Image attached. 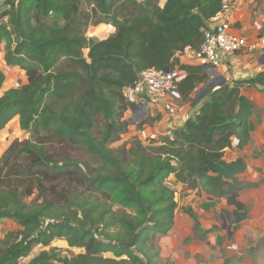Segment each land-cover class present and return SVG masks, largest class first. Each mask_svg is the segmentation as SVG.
I'll return each mask as SVG.
<instances>
[{"label":"trees","instance_id":"trees-1","mask_svg":"<svg viewBox=\"0 0 264 264\" xmlns=\"http://www.w3.org/2000/svg\"><path fill=\"white\" fill-rule=\"evenodd\" d=\"M228 1L0 4L5 62L27 76L26 83L0 96V131L19 116L30 134L15 139L0 158V221L21 226L0 240V264H157L150 244L173 230L178 209L192 219L207 249L222 251L209 239L219 227L203 229L196 210L180 206L170 178L182 191L225 199L233 207L222 213L230 235L234 224L248 218L240 195L259 183L242 180L247 162L229 159L227 152L235 139L239 149L251 140L255 104L243 89L263 91L264 70L208 89L197 101L195 93L209 79L208 71L178 57L200 46L202 29ZM101 23L112 24L115 31L105 39L89 37V27ZM149 68L183 70L177 101L200 107L171 134L149 144L135 136L115 146L131 124L125 90ZM5 80L0 71V88ZM57 183L78 184L84 191L56 202L51 193ZM56 238L80 251L62 254L52 246ZM132 241L134 247L123 244ZM38 245L45 248L29 258Z\"/></svg>","mask_w":264,"mask_h":264},{"label":"rangeland","instance_id":"rangeland-1","mask_svg":"<svg viewBox=\"0 0 264 264\" xmlns=\"http://www.w3.org/2000/svg\"><path fill=\"white\" fill-rule=\"evenodd\" d=\"M3 1L4 0H0V4ZM254 2L255 12H253L251 24L256 25L255 36L245 35L256 44V49L253 54L259 56L261 53L264 54L261 45L257 44L260 39L264 38V0H254ZM228 7H230V5H228ZM85 8H91V3L89 1H85ZM236 27H241V22H238ZM114 31L115 27L112 24L101 23L99 25H91L87 34L91 38L100 40L109 37ZM255 67L258 72L264 70V67L260 64H257ZM218 68L221 71L219 75L225 76L227 81L230 82V78H233V64H219ZM0 71H3L6 75L5 83L0 89V96L6 90L12 87H18L27 82V76L24 70L17 66L6 64L3 46L0 48ZM212 76H216V73ZM210 77L211 76H209V79ZM236 77L237 78L234 79L245 78V76L239 74ZM203 86L204 84L197 89L196 93ZM169 96L170 99L160 101L157 95L154 96L157 98L151 99L145 92L143 99L148 104L147 109H144L138 114H129L127 116L131 122L129 132L125 133L122 136V140L116 143L115 146L131 141L135 136L145 144H149L152 138H156L160 136V134L163 135L164 132H161L163 130V125L175 121L173 116H176V114L179 115L178 112L175 114L176 107H184V104L178 103L176 96ZM191 104L194 106V103ZM29 137L30 134L21 128L18 117H16L5 130L0 131V158L15 139L24 140ZM90 161L96 164L94 159H90ZM244 181L248 182L246 179H244ZM253 183H259V185L257 187L246 188L241 192L242 200L250 204L248 208V218L233 225L232 235L229 234L227 229L228 222L225 227V222L222 220L223 211L233 209L232 206L226 204L225 199L210 198L207 195L199 198L194 191H182L176 188L172 183V187L177 190V199L180 206L195 208L193 205H196V212L198 213L203 229H208L212 226L219 227L217 234H211L209 239L212 243L219 246L222 251L219 252L207 249L201 239H199L198 235L200 232L195 230L192 219L184 214L183 210L178 209L176 224L173 230L168 235H159L156 242L150 244L151 254H158V256L155 257V262L157 264H264V215L260 218L257 209L259 205L264 207V202L263 204L255 203L258 196L255 190L264 184V179ZM82 191H84V188L78 184H74L70 187L68 183H57L56 191H52L51 194L56 202H58L63 199L61 198L63 196ZM36 194L37 193L27 197L26 201L28 203L33 202V199L36 198ZM256 220H260L259 223H257L259 224V229H256V223L253 224ZM20 228L21 226L11 219L1 221L0 240L4 238L8 231H18ZM251 229L252 233L256 234V236L250 235L249 230ZM52 246L59 248L62 254L78 253L80 251L79 249L71 248L67 241L62 238H56L52 242ZM44 248L43 245L36 246L29 255V258L37 255ZM109 255L112 256L111 254Z\"/></svg>","mask_w":264,"mask_h":264},{"label":"crops","instance_id":"crops-1","mask_svg":"<svg viewBox=\"0 0 264 264\" xmlns=\"http://www.w3.org/2000/svg\"><path fill=\"white\" fill-rule=\"evenodd\" d=\"M229 2H230V6L231 7L233 6L234 8V16L237 19H239V22H241V27H236L237 31L243 35L248 34L249 36H255L256 25L251 24L252 23L251 21L253 20V12H255L254 0H232ZM258 23L260 24V21ZM257 44L258 45L260 44L261 48L264 51V38L260 39V41L257 42ZM3 52H4V47H3ZM230 58L232 59L231 64H233V74H232L233 78H230L231 81L234 80V78H237L236 76L238 74L245 76V78L246 76L250 77V76L255 75L256 73H258V70H256V67H255L257 64H260L262 67H264V54L262 53L259 54V56L253 53H242V54H238L235 56H231ZM179 59L181 63H190L188 61L189 59L188 55L180 56ZM146 93L148 94V97H150L151 99L157 98V97H154L155 95L159 97L160 101L170 99L169 95H165L162 93H155L151 91H146ZM243 93L247 97H249L250 100L255 104V113L252 116V119L250 122L251 140L244 149H239L236 147L238 140L235 139L234 148L227 152V156H228L227 158L229 159H234L237 157L244 158L245 161L247 162V170L245 173L240 175V178L242 180L246 179L248 182H258L261 179H264V90L260 91L259 89L255 87H245L243 89ZM183 106L184 107H181V108L176 107L175 114L176 112H178L179 115L176 114V116H173V119H175V121L170 122V123H165L163 127L161 126L163 128V130L161 131V132H164L163 134H171L170 132L171 129L182 126L188 117L193 116L198 111L200 104L193 106L189 102V103H184ZM128 115L129 114H127V116ZM16 117H18V121H19V116H16ZM16 117L14 119H16ZM170 181L171 183L175 185L176 188L182 190V185L175 183L173 176H171ZM188 191L192 192V190H188ZM194 193L198 195L196 191H194ZM255 193L258 194L255 200V203L263 204L264 184L259 186V188L255 190ZM204 195H201V196L198 195V196L199 198H201ZM240 199L242 200L241 195H240ZM242 201H244L247 204L248 208L250 207V204H248L247 201L245 200H242ZM193 207H195L193 209L197 210L196 205L195 206L193 205ZM257 209L259 211L258 216L262 218V216L264 215V207L262 205H259ZM259 221L260 220H256L255 222H253V224L254 223L257 224L259 223ZM256 229H259V224L256 225ZM249 231H250L251 236L252 235L256 236V234L252 233V229Z\"/></svg>","mask_w":264,"mask_h":264},{"label":"built area","instance_id":"built-area-1","mask_svg":"<svg viewBox=\"0 0 264 264\" xmlns=\"http://www.w3.org/2000/svg\"><path fill=\"white\" fill-rule=\"evenodd\" d=\"M228 5H230L229 1ZM228 5L225 10L211 18L202 29L203 38L197 49L188 47L183 52L178 53L179 58L188 55L190 64L205 65L209 76H211L210 78L217 77L220 74L219 64H231V56L253 53L256 49V44L248 36L237 31L236 24L239 19L234 16L233 6L228 7ZM214 73H216V76L213 77ZM184 74L185 72L179 68L170 71L156 68L144 70L141 73L143 81L139 80L134 86H129L125 90L129 105L127 114H138L145 109L141 104L146 103L143 99L146 91L174 95L178 98L180 96L178 85ZM133 104H139L140 106L138 109L133 110L131 108Z\"/></svg>","mask_w":264,"mask_h":264},{"label":"water","instance_id":"water-1","mask_svg":"<svg viewBox=\"0 0 264 264\" xmlns=\"http://www.w3.org/2000/svg\"><path fill=\"white\" fill-rule=\"evenodd\" d=\"M139 80L143 81V77L141 75L139 76ZM227 82H228L227 78L225 76H223V75H218L217 77L208 79L207 82L204 84V86L196 93L197 101L202 100V98L205 96V94H206L208 89H214L216 87H220V86L226 84ZM141 105L145 109L147 108V104L146 103H143ZM139 106H140L139 104H133L131 106V108L133 110H135V109H138ZM226 224H227V222H225V224H224L225 227H226ZM123 244H125L127 246H130V247H134L135 246V242L134 241H132L130 243H123Z\"/></svg>","mask_w":264,"mask_h":264}]
</instances>
